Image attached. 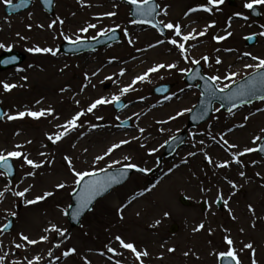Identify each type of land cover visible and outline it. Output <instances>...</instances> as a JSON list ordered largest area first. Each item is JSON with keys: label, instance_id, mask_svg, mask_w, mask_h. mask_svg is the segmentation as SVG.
I'll return each instance as SVG.
<instances>
[{"label": "rangeland", "instance_id": "obj_1", "mask_svg": "<svg viewBox=\"0 0 264 264\" xmlns=\"http://www.w3.org/2000/svg\"><path fill=\"white\" fill-rule=\"evenodd\" d=\"M158 1L161 21L179 24L184 28L182 35H196L195 40L184 42L188 61L169 43L173 38L183 42L174 36V30L169 29L164 39L146 25L132 23L129 7L116 0H56L54 16L48 15L39 1L34 0L29 10L11 17L4 13L5 0H0V44L5 46L0 48V54L16 50L26 55L20 66L0 69V104L8 115L42 109L46 112L39 119L26 116L12 121L5 115L0 123V152L20 151L42 164L34 169L23 162V156L12 158L17 177L11 182L0 171L2 264H28V261L33 264H117V261L139 264L131 250L120 247L116 236L133 243L138 251L147 250L149 255L140 258L144 264H219V253L228 249L225 237L233 241L232 247L241 264H253V260L264 264V159L257 151L240 155L246 148L257 149L262 139L264 100L233 113L216 111L217 107L208 122L188 131L189 139L182 150L157 165L166 142L187 126L189 112L182 116L178 113L192 109L197 103L199 91L183 80L194 65L192 60H200L210 76H220L221 81L216 83L223 87L230 82L224 80L225 76L238 73L234 78L237 81L254 71L246 65L258 61L245 53L264 59V35H261L264 5H258L262 18L257 20L244 7L251 0H235V6L225 0L219 10L208 0ZM204 7L212 11H204ZM109 12L116 15L107 16ZM236 13L242 15L236 16ZM89 24L97 27L82 32ZM113 28L123 33L118 44L79 56L59 52V46L67 40L93 38L101 30ZM201 31L205 35L200 36ZM251 33H256L258 40L248 46L246 37ZM221 36L226 38L218 41L216 37ZM36 47L52 48L57 54L28 51ZM203 57L208 60L204 61ZM217 58L220 64L216 63ZM173 63L176 68L149 73L145 81L134 84V91L121 95L120 90L132 84L135 77L148 73L156 65ZM181 69L187 71L181 72ZM121 71L126 74L121 76ZM163 82L175 83V87L167 96H154L152 89ZM4 83L17 87L5 91ZM112 96H121L131 107L118 113L113 109L114 103L100 105L77 120L75 130L62 135L58 141L55 139L57 134L65 132L60 125H65L77 112L85 111L96 99ZM48 110H52L51 115H47ZM126 118L132 119L133 126L121 130L118 121ZM49 135L53 140L47 139ZM256 136L261 139L253 143ZM125 140L130 143L106 154L114 144ZM16 145L22 147L18 149ZM97 156L105 158L97 162ZM206 156L211 157V164ZM65 157L70 158L71 167ZM237 158L241 163H235ZM115 161L121 163L114 164ZM225 162L228 167H218ZM129 163L149 171L136 172L126 184L101 199L79 227L70 229L64 212L77 186L72 169L96 172L108 169L110 164L115 168ZM154 168L156 171L151 176L148 173ZM29 172L35 175L29 176ZM46 178L49 184L45 183ZM61 183L65 185L62 189L57 187ZM25 189V196L14 195ZM47 192L54 195L34 205L27 203ZM141 192L144 195H139ZM182 195L189 198L190 205L181 203ZM221 195L228 202L223 210L216 205ZM203 201H207L204 210ZM13 213L14 228L4 235L1 227ZM157 221L160 223L153 227ZM174 224L178 230L172 233ZM200 224L205 227L195 231ZM53 225L64 231V235L51 231ZM21 234L38 241L47 236L48 240L30 245L21 239ZM248 243L253 249L244 248ZM16 244L22 247L17 248ZM109 247L115 252H109ZM73 248L74 254L63 256Z\"/></svg>", "mask_w": 264, "mask_h": 264}, {"label": "snow or ice", "instance_id": "obj_2", "mask_svg": "<svg viewBox=\"0 0 264 264\" xmlns=\"http://www.w3.org/2000/svg\"><path fill=\"white\" fill-rule=\"evenodd\" d=\"M28 2V0H20V3L18 5H13L11 3V0H5V3L8 5V7H24L26 5V3ZM52 0H45V3L47 4H51ZM127 2L131 5H134L136 8V12L138 15L142 16V17H147L152 15L153 13L156 12V9L158 7V5L155 3V0H127ZM208 3L213 5L214 7L217 8V10H219V6L223 5L225 3V0H208ZM258 5H264V0H251V2H246L244 4V7L248 10H254L256 6ZM204 11L206 12H211L212 8L210 7H204L203 8ZM192 11H198V9H192ZM164 14L167 15V10L165 9ZM107 16H115L116 13L115 12H109L106 13ZM236 16H241V13H236ZM243 19L247 20L248 17L247 16H243ZM55 23V22H54ZM60 23H63V21H60ZM132 23L134 24H143V23H148L151 24V26L153 28L158 27L157 24L152 23L151 20L148 19H140V20H133ZM160 24L163 25V28H167L170 30H174V36L175 37H180L181 40L183 42H187L190 39L195 40L197 37L196 35L189 33L187 35H182V31H181V26L179 24L177 25H173L172 23H164L163 21L159 22ZM230 26V24H229ZM49 27H52V25H49ZM97 26L95 24H89L87 27L82 28L81 31L82 32H87L89 30V28H96ZM206 27H211V25L206 26ZM113 32L115 31V29L112 30ZM195 31V30H194ZM108 34V30H101L99 35L100 36H105ZM200 36L205 35V31H201L199 33ZM228 35H231V33L229 32ZM261 35H264V33H261ZM226 37H216V39L218 41L225 39ZM65 39H68L67 37H65ZM93 39H96V37H93ZM81 41L79 40V38L76 41H73V43H80ZM129 43H131V39H129L128 41ZM183 42H178L177 39L173 38L169 41V43H171L172 45L176 46L178 48V50L181 52V54L183 55V58L185 61L189 60V57L185 54V44ZM161 43H163V41H161ZM155 46V45H153ZM5 46L3 44H0V48H4ZM28 51L32 52L35 51L36 53H50L51 55L55 56L57 54L56 50H53L52 48H40V47H36L35 49H29ZM245 56H250L251 59L253 61H258L255 64H247L246 67L249 69H254L255 73L253 74L252 78H251V82L248 84H240L239 88L236 91H230V89L232 88V83H235V77L237 75H239L238 73H231L227 76L224 77V80L230 81L229 83H225L223 87H219V85L216 83L218 81H221V77L218 75L215 76H208L205 80V92L208 93L209 95L224 101V100H229L232 101L234 104H236L237 101H242L244 104L248 103V99H244L245 97L251 98L252 96L257 95V93L259 91L262 90V88H264V59H258V57L256 56H252L250 53H245ZM16 60L15 57H11L9 60H4V61H0V63H4V64H9L12 63ZM204 61L208 60V57H203ZM193 64H200L201 61L200 60H192L191 61ZM216 63L220 64L221 61L219 58L216 59ZM168 68V69H174L177 67L176 64H169V65H164V64H159L156 65L154 67H152L151 69L148 70V73H145L143 75H140L138 77H135L133 80V83L130 84L129 86L122 88L121 91V95L127 94L129 91H134V84L138 81H145L146 76L149 73H153V72H157L160 69H164V68ZM187 70L185 69H181V72H185ZM121 76L124 75V72L121 71L120 73ZM107 79H112L111 77H108ZM150 82V81H149ZM17 87V85H10L7 83L3 84V89L5 91H10L11 89ZM219 92L222 95H220L219 97H216V93ZM261 100H264V95H260L258 97ZM121 100V96H112L111 98H107V97H101L99 99H96L94 102L91 103V105L85 110V111H80L77 112L76 115L69 120L65 125H60V127L65 129V132L63 134H57L55 139L58 141L60 139H62V135H66L67 132L75 130L77 128V123L76 121L79 120L82 116H84L86 113H92L94 109H96L98 106L100 105H106V104H113V103H119ZM238 106V105H237ZM220 109H216V111H219ZM229 112L232 111L231 108L228 109ZM192 109H184L183 111H181L180 113H178L179 116H182L185 114V112H191ZM52 114V110H48L47 111V115H51ZM4 115H7V119L9 121L12 120H17V119H23L26 116L33 118V119H39L42 116L46 115L45 110H40V111H20L18 112L16 115H8L6 113L4 114H0V118H2ZM177 117H172V119H176ZM97 119H103L102 117H97ZM118 119V117H117ZM70 126V127H69ZM243 126V125H241ZM141 132L144 131V129H140ZM19 134V133H17ZM48 140H53V137L51 135H49L47 137ZM173 139H175V137H173ZM261 139L260 136H256L253 140V143H256V141H259ZM28 143H31V141H28ZM130 143V141H121L120 143L114 144L112 146V148H110L108 150V152L106 154H110L113 149H118L120 148L123 144H128ZM201 144H203V141H200ZM225 144H227V141H224ZM16 148H21V145H16ZM231 147L235 148L237 147L236 145H231ZM260 152H264V146H261L258 149ZM155 151V150H153ZM257 151L256 148H246L243 152L240 153L241 156H243L245 153H250V152H254ZM152 154V153H149ZM41 155H44V153H41ZM189 155H196V153H189ZM21 156H23V162L29 166H31L34 169H38L40 167H42L41 163H36L34 162L32 159L28 158V155L20 152V151H9L7 152V154H5L4 152H0V167L4 168L7 170L8 173L12 172V163H10V158H15V159H19ZM105 157L104 156H97L96 157V161H100L103 160ZM66 160H68L69 162V167H71V160L68 157H65ZM128 157H125V160H127ZM206 159L208 160L209 164H211L213 161L211 159V157H207ZM185 163H187V161H184ZM121 163L120 161H115L114 164H119ZM235 163L239 164L241 163L240 159L237 158L235 160ZM109 168H112L113 165L110 164L108 166ZM218 167L221 168H225L228 167V162L222 163L220 165H218ZM125 170L120 171L118 174H111L109 175L106 179L104 180H93V181H87L85 178L86 177H95L98 174L96 172H77L75 171V169L73 168V172L74 175L76 177V181L75 183L77 185H80L81 182L83 183V194L78 197L77 199V210L75 215H80L82 213L83 210H87L89 209V206L91 205V203L95 200V198L97 196L103 195L105 192L108 191L109 187H111L113 184H118L121 183V178H127V169H135L136 171L140 172V173H145L147 171H149V169L143 168V167H139L138 165L134 164V163H129L127 165L124 166ZM100 171L102 172H107V169L102 168ZM29 176H33L35 175L34 172H29L28 173ZM241 175H244V173H241ZM231 183V182H230ZM58 188H64L65 185L63 183L57 185ZM154 187V186H153ZM232 187L235 188L236 185L232 184ZM150 190V189H149ZM27 191V189H25V191L22 192H15L14 195L18 196V197H23L25 196V192ZM54 195V193L52 192H47L44 193L42 196L36 197L35 199H31L28 200L27 203L32 205V204H36L38 201L44 200L47 197H50ZM139 195H144L143 192L139 193ZM133 199H135V197H133ZM223 200L225 206H227V200H224L223 196L221 195L220 197H218L216 203H220V201ZM131 201H129L130 203ZM69 207H71V205H69ZM249 209H251V206H249ZM122 212V209L120 210ZM13 215H15V213H13ZM64 215H68V213L65 211ZM165 215L167 216L168 213H165ZM121 218H123L121 216ZM160 223V221H157L156 224L153 225V227L158 226V224ZM9 227L8 224L4 225V228L7 229ZM205 227L204 224H200L198 226V228L195 229V231H199L201 229H203ZM53 232H56L57 234L63 236L64 235V231H62L59 227L53 225L52 228L50 229ZM45 231H49V229H45ZM21 239L27 241L28 244L30 245H35L37 243H40L41 241H47L48 237L47 236H42L40 238V240H33V239H29L28 236L21 234ZM116 241L119 242V245L121 248L123 249H127V250H131V252L135 255V257L137 258V260H139V264H144L143 260L140 259L141 257H147L149 255V253L147 252V250H143V251H138L136 249V247L134 246L133 243L129 242L126 243L120 236H116L115 237ZM226 240V244L228 245V249L226 251L220 252L219 253V258L224 260V259H228L231 261H235V264H241V261L238 259L237 254H236V250L232 247L233 245V241L231 239H228L227 237H225ZM17 248H21L22 245L21 244H16ZM56 247H59V245L57 244ZM245 249H253V245L251 243L245 244L244 245ZM75 249H71L70 251H66L63 253L64 257H68L72 254L75 253ZM109 252H115L114 249H112L111 247L108 248ZM169 252H174L175 249H168ZM118 254V253H117ZM189 253H184L185 256H187ZM49 255H51V252L49 253ZM39 259V258H37ZM3 258L0 257V264H2ZM28 264H33V261H28ZM117 264H120L119 261H117ZM253 264H256L255 260H253Z\"/></svg>", "mask_w": 264, "mask_h": 264}, {"label": "water", "instance_id": "obj_3", "mask_svg": "<svg viewBox=\"0 0 264 264\" xmlns=\"http://www.w3.org/2000/svg\"><path fill=\"white\" fill-rule=\"evenodd\" d=\"M41 2L43 3L45 9L48 12L54 13V3H55V0H52L51 4L45 3V0H41ZM19 3H20V1L18 3H16V4H13V5H18ZM31 3H32V1L31 0H28V2L26 3V5L24 7H19V8H16V7H8V13L9 14H11V13H18V12H20V11L28 8L31 5ZM132 7H133V15H134V17L137 20H140V19H148V20H151V21L156 22V12L153 13L152 15H150V16L142 17V16H140V15L137 14L135 6L132 5ZM156 11H157V9H156ZM118 39H119V33H117V31H114V32H112L110 34H107L105 36L99 37V38L94 39V40H91V41L81 40L80 43H72V44L71 43H65L64 45H62L61 51L62 52H65V53H78V52H82L84 50H94L95 48H98V47H100L102 45H105V44H109L113 40H118ZM11 57H15L16 60L14 62H12V63H9V64L0 63V69H5V68L12 67V66H16V65L20 64L23 61V58H24V56L21 55L20 53L15 52V51H12V52H7V53L3 54L0 57V61L9 60ZM198 71H200V70L197 69V72ZM262 71H264V70H262ZM197 72H194V74L197 73ZM197 75H198V73H197ZM252 76L253 75H251L250 77L246 78L244 81H242V82L236 84L235 86H233L230 89V91H236L239 88V85L240 84H248V83H250ZM198 78H200L202 80L203 85L201 86V88L204 91V95L200 99V103H199L196 111L193 113V119L195 118V116L197 114H199V112L201 110L203 111V113H205V115H204L203 118L208 117L211 114V111H212V108H213V104H214L215 101L220 102L223 105V108L225 110H228L229 108L234 109V108H236V107L244 104L242 101H237L236 104H234L232 101H229V100L221 101V100H219V99H217V98L209 95L208 93L205 92V80H206V78L204 77L202 79L199 76H198ZM220 95H222V94L219 93V92L216 93V97H219ZM260 95H264V88H262V90L259 91L257 93V95L252 96L251 98L245 97L244 99H248V103H249V102L258 100L259 99L258 97ZM122 108H123V102H122ZM0 114H2V110L1 109H0ZM0 120H1V118H0ZM191 124L194 125V123L192 121H191ZM195 124H197V123H195ZM185 138H186V135L185 134H182L181 136H179L177 138L179 140V142L177 143L176 147L180 146L183 143V141H184ZM262 146H264V142H263ZM169 153L170 152L168 151L167 154H169ZM261 154L264 155V152H261ZM10 163H12L11 160H10ZM12 166H13V164H12ZM4 170L7 172L6 169H4ZM120 171H122V169H119V170H111V171H108L106 173L99 174V175H97L95 177H87L85 179L87 181L104 180L109 175H111V174H118ZM132 172H133V170L128 169L127 170V178H121V181L122 182L121 183H118V184H122L123 182H125L129 178V176L132 174ZM8 174L10 175L11 178H13L15 176V168H14V166L12 167V172L11 173H8ZM83 183L84 182H81V184L79 185L78 189L73 193V202L74 203L71 205V208L68 211L69 219H70V222L72 223V226L73 227L76 226V225H78L80 223V221H81L82 217L84 216V214L91 209V207L93 206V204L95 203V201L98 198H100L101 196H103L106 193H108L114 186L118 185V184H113L111 187H109V189H108L107 192H105L103 195L97 196L95 198V200L89 206V209L83 210L80 215H75L76 210H77V199H78V197H80L83 194Z\"/></svg>", "mask_w": 264, "mask_h": 264}, {"label": "bare ground", "instance_id": "obj_4", "mask_svg": "<svg viewBox=\"0 0 264 264\" xmlns=\"http://www.w3.org/2000/svg\"><path fill=\"white\" fill-rule=\"evenodd\" d=\"M45 183L49 184L50 180L48 178L45 179Z\"/></svg>", "mask_w": 264, "mask_h": 264}]
</instances>
